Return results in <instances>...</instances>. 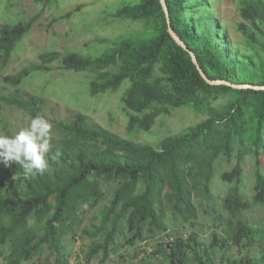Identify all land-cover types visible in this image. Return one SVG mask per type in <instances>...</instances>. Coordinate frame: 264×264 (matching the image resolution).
<instances>
[{
  "label": "trees",
  "instance_id": "16d2710c",
  "mask_svg": "<svg viewBox=\"0 0 264 264\" xmlns=\"http://www.w3.org/2000/svg\"><path fill=\"white\" fill-rule=\"evenodd\" d=\"M38 1L47 6L55 0ZM218 1L165 0L167 19L159 0H139L114 17L144 22V30L99 40L109 45L102 55L47 51L37 63L3 78L15 89L6 93L0 87V106L29 118H46L45 100L23 94L18 86L33 72L52 70L88 74L92 97L116 92L128 81L122 98L128 134L149 131L163 112L161 106L208 112L209 117L157 146L126 139L81 112L53 122L57 139L45 157L48 168L43 173L25 176L19 165L0 163V264H34L45 255L53 257V264H70L69 239L87 242L84 264H107L113 256L122 259L126 248L141 244L151 248L157 264H218L217 251L221 264H264V216L256 222L246 216L251 208L264 210L259 159L264 90L208 84L169 33L171 29L195 55L209 80L264 87V0L240 1L237 29L242 46L221 26ZM35 20L0 25V68ZM212 96H230L232 101L222 111H212ZM149 108L154 110L150 114ZM249 147L256 159L251 200L240 189ZM222 159L236 162L220 175L232 187L219 203L213 181ZM194 196L205 201L203 216L214 211L207 224L209 244L192 232L200 217ZM85 207L92 212L88 220ZM168 218L190 227L189 236L172 232Z\"/></svg>",
  "mask_w": 264,
  "mask_h": 264
},
{
  "label": "rangeland",
  "instance_id": "374dc122",
  "mask_svg": "<svg viewBox=\"0 0 264 264\" xmlns=\"http://www.w3.org/2000/svg\"><path fill=\"white\" fill-rule=\"evenodd\" d=\"M240 1L219 0L218 3L216 2V9L220 15L221 26L227 30L232 42L242 46L244 39L237 29L238 24L241 23ZM138 2L139 0H55L47 6H43L38 0H0V25H15L36 17L30 32L17 42L8 64L0 68V87H3L6 93H11L15 87L5 84L3 78L15 75L32 62L37 63L39 55L47 51L100 56L109 45H102L99 40L114 39L118 36L143 31L144 22H132L114 17L120 8L135 5ZM153 74L156 77L160 76L158 67L154 69ZM89 81L90 76L86 73L61 70H52L48 74L33 72L19 84L18 89L27 96H38L45 100L42 112L52 125L55 121H67L73 114L81 112L113 133L153 146H157L162 139L178 134L209 117L208 112L198 113L185 107L161 106L163 112L157 116L149 131L135 130L128 134L126 131L128 112L124 111L122 101L125 91L129 87L128 81L122 83L118 91L100 94L96 97L88 94L87 84ZM231 101L230 96H212L209 100V109L222 111ZM152 111L154 110L149 108L146 113L150 114ZM28 124L29 117L25 113L15 108L0 106V132L13 136ZM56 139L57 133L52 128L50 145ZM252 149L253 147L248 148V154L244 159L240 185V189L249 200L253 195L256 170V159L251 154ZM259 153L260 171L264 175V140ZM235 162L234 159H231V162L222 159L217 164L213 194L219 203L229 196V190L232 187L228 183H224L220 175L230 172ZM194 201L200 217L192 232H195L204 243L209 244L207 224L211 221L210 216L214 211L203 216L205 201L198 196H194ZM85 210L88 220L92 217V212L88 211V207H85ZM246 216L250 221L256 222L264 216V210L261 207L251 208ZM166 222L172 232H178L184 238H187L191 233L190 227H183L177 220L168 218ZM85 243L87 242L80 239L76 241L69 239L66 242L67 250H71L73 255L70 264H84L82 251ZM123 252L124 258L113 256L107 264H134L131 262L133 259L135 263L138 261H145L146 264L160 263L153 259L151 248L143 244L135 249L126 248ZM231 253L234 255L235 252ZM216 258L217 263L221 264L219 251L216 253ZM53 262V257L45 255L34 264H53ZM92 264H96V262Z\"/></svg>",
  "mask_w": 264,
  "mask_h": 264
},
{
  "label": "clouds",
  "instance_id": "9594fccd",
  "mask_svg": "<svg viewBox=\"0 0 264 264\" xmlns=\"http://www.w3.org/2000/svg\"><path fill=\"white\" fill-rule=\"evenodd\" d=\"M53 125L41 115L29 118L27 127L15 135L0 132V163H15L25 176L43 173L48 168L46 155L50 152V136ZM58 153L56 156L58 157ZM56 158V157H53Z\"/></svg>",
  "mask_w": 264,
  "mask_h": 264
},
{
  "label": "water",
  "instance_id": "95a60500",
  "mask_svg": "<svg viewBox=\"0 0 264 264\" xmlns=\"http://www.w3.org/2000/svg\"><path fill=\"white\" fill-rule=\"evenodd\" d=\"M160 1V4L162 6V9L165 13V16L166 18L168 19V11H167V7H166V3H165V0H159ZM169 33L170 35L172 36V38L174 39V41L179 45L181 46L185 51H187L191 57V60L192 62L194 63V65L196 66L198 72L200 73V75L203 77V79L210 85H218V84H226V85H229L231 87H233L234 89H253V90H264V87H260V86H251V85H230L229 83L227 82H224V81H212V80H209L205 74L203 73L202 69L199 67L198 65V62H197V59L195 57V55L189 51L185 44L176 36V34L171 30L169 29Z\"/></svg>",
  "mask_w": 264,
  "mask_h": 264
}]
</instances>
